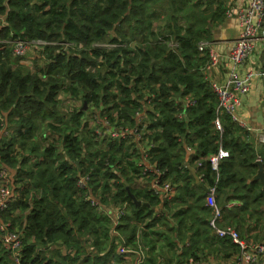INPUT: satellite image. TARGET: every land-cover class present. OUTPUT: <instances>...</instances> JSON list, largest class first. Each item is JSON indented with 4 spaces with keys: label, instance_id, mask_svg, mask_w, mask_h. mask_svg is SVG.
I'll return each instance as SVG.
<instances>
[{
    "label": "trees",
    "instance_id": "trees-1",
    "mask_svg": "<svg viewBox=\"0 0 264 264\" xmlns=\"http://www.w3.org/2000/svg\"><path fill=\"white\" fill-rule=\"evenodd\" d=\"M232 1L0 0L1 39L57 43L39 52L48 63L32 73L22 64L12 67L11 45L0 47V130L9 125L10 132L8 139H0V163L13 171L10 176L15 193L0 220L10 223L8 231L22 236L20 264H75L77 260L80 264H105L108 259L121 260L114 253L113 242L99 255L104 251L100 238L106 239L109 229L105 216L84 200V192L76 186L78 177L85 173L92 177L88 189L101 205L129 206V213L121 219L128 221L127 225L117 226L128 241L145 221V227L163 222L167 241L168 232L174 235L171 222L176 215L194 228L199 225L198 215L209 216L199 185L215 183L207 157L219 148L229 154L218 165L216 201L237 200L239 217L232 212L230 220L241 238L247 241L248 231H253V242L264 240L263 224L247 231L244 228L248 219L264 220V190L258 181H250L257 168L254 161L259 159L264 167V144L255 147L253 136L224 114L220 116L221 131L215 129L217 99L203 81L201 67L206 56L197 50L200 41L213 42ZM165 5L166 10L157 9ZM95 42L117 46L93 49ZM172 42L178 43L176 49L170 46ZM63 43L75 46L64 49ZM113 86L119 90L117 100ZM143 90L155 93L149 111V138L157 142V148L150 160L163 170L166 179L179 183L177 196L170 201L160 202L144 184H135L138 167L129 145L111 142L106 150H100L86 134L87 124L81 129L80 121L90 103L128 122L140 106ZM180 91L195 99L182 120L176 117L181 111L176 97ZM68 96L79 97L81 104L66 113L63 101ZM84 102L87 107L83 111ZM185 147L194 151L188 157ZM198 162L201 167H196ZM191 170L202 175L203 183H195ZM125 182L141 201L140 206L133 205ZM157 207L159 212L155 213ZM130 220L133 225L128 227ZM198 232L207 230L199 228ZM196 234L195 240H189L192 244L203 239L204 244L208 241L213 247L238 254L237 246L228 239ZM81 238L91 243L98 255L81 259L85 246ZM53 245L76 251L71 257H58L55 252L57 260L52 261L45 252ZM10 253L0 241V264L7 263Z\"/></svg>",
    "mask_w": 264,
    "mask_h": 264
},
{
    "label": "built area",
    "instance_id": "built-area-1",
    "mask_svg": "<svg viewBox=\"0 0 264 264\" xmlns=\"http://www.w3.org/2000/svg\"><path fill=\"white\" fill-rule=\"evenodd\" d=\"M225 18H234L238 27L235 39L226 53H220L213 46L212 42L209 41H200L197 44L198 52L206 56V61L201 67L203 81L209 86L217 99L218 116L214 120V127L217 131H221L220 116L223 114L245 129L244 124L239 120L238 108L242 104V97L249 92L252 80L255 77L261 78L264 76V65L256 72H241L239 70V67L246 62L257 48L258 43L264 46V0H244L243 4L235 10L231 7L227 8ZM55 44L57 43L41 39L24 40L16 38L11 41L0 38V47L11 45V55L16 59L27 57L29 51H31L30 54H33L37 58L39 57L38 51L42 52L45 47ZM62 45L65 47L64 49L68 46H75L67 43H63ZM116 46L115 44L95 42L91 45V48L110 49ZM122 46H125L124 43ZM170 46L176 49L178 43L172 42ZM222 60L226 61L229 68L223 80H216L213 78V75L218 72L222 65ZM157 87L158 85H155V89ZM112 91L116 95L115 100H117L119 90L116 86H113ZM131 96L133 97V94ZM176 97L181 107V111L177 113L176 117L184 119L185 111L195 105V99L190 93H183L182 91ZM154 98V92L143 90V99L138 100L140 106L136 108L133 115L127 120L128 122H126L125 117H120L115 113L108 115L103 112L101 107L96 109L94 104L90 103L80 123L81 129L87 124L86 134L88 132L90 140L100 150H106L108 144L111 142L129 145L131 148V158L135 160L138 167L136 174L138 180H135L144 184L152 196L163 202L170 201L173 198L174 184L176 182L166 179L163 176V170L155 161L150 160L151 152L157 148V142L149 138V134L151 133L149 126L152 123L149 111ZM6 134L8 135V132ZM258 142L264 143V134H261ZM185 152L186 157H188L194 151L191 147H185ZM228 154V151L219 148L216 153L210 154L207 157L211 170L215 172V183L219 177L218 165L221 160L228 157ZM196 167H201V162H198ZM114 172L117 173L116 168ZM197 178L199 183H203L201 174L197 175ZM91 179L92 177L85 173L81 174L76 181L77 188L84 192V200L109 217L115 225L118 224L120 219L127 214V204L122 203L114 209L109 207L107 209L106 206L101 205L100 199L88 189ZM10 183L9 169L0 163V214L7 209L8 203L15 199V193ZM215 183L210 187L205 186L206 192L204 195V207L209 211L207 225L210 233L217 238L228 239L236 245L240 258L245 261L244 264H264V240L249 243L241 238L234 226L220 225L223 219V211L216 201ZM231 206L232 204H228V207ZM155 211V213H158L159 207ZM9 226V222L0 220V241L3 247L11 252L8 255L11 262L20 264L19 249L22 247V236L15 230L14 232L8 231L7 228ZM54 246L58 245L50 246L48 249ZM118 252L124 254L126 253V249L121 248ZM186 264H194V261L190 259Z\"/></svg>",
    "mask_w": 264,
    "mask_h": 264
},
{
    "label": "crops",
    "instance_id": "crops-1",
    "mask_svg": "<svg viewBox=\"0 0 264 264\" xmlns=\"http://www.w3.org/2000/svg\"><path fill=\"white\" fill-rule=\"evenodd\" d=\"M244 0H234L232 2V9L235 10L240 5H242ZM237 22L234 18L225 19L224 23L220 25L213 36V46L220 52L226 53L228 49L231 47L233 40L237 34ZM264 43V42H263ZM264 46L260 43L257 44V48L253 51V53L249 56L246 62L239 67L241 72L244 71H258L261 69V66L264 65V57L263 50ZM12 67H16L11 64ZM19 65V63H18ZM23 66H25L23 64ZM229 65L226 64L225 60H222V65L219 68L218 72L213 75V78L216 80H223L226 72L228 71ZM259 77H255L252 81L253 84ZM261 80L262 88L259 89L257 85L249 92L242 97V104L238 108V117L239 120L244 124L245 129L249 130L248 132L253 136L255 141V147L259 145H263L264 143H259L258 139L261 134H264V76L259 78ZM9 125L7 126V128ZM4 126L0 130V139L7 135L6 132L9 133V130ZM9 172L13 173V171L9 168ZM136 185H140L138 181L135 180ZM13 189V185L11 186ZM179 183L174 184V192L173 198L177 196ZM205 193V192H204ZM13 201V200H11ZM10 201V202H11ZM228 204H232L231 207H228ZM223 211V219L220 222L221 226L228 225L231 223L233 226L234 223L230 220V214L234 212L239 217L238 208L240 207L237 200L232 199L229 202L218 203ZM114 209L117 205L110 203L106 205L108 209ZM128 210L129 206L127 205ZM235 209V210H234ZM127 210V212H128ZM207 210V209H206ZM208 211V210H207ZM209 213V211H208ZM175 214H178L175 211ZM205 214V213H202ZM207 214V213H206ZM102 216H105L101 213ZM198 215V214H197ZM201 215V214H200ZM200 215L198 217L200 218ZM154 217V216H153ZM208 217V214H207ZM108 224V229L110 230L109 236L100 241L104 242L103 249L99 255H103L108 249L109 243L113 242L115 244L114 253L119 255L120 261L115 260H107L105 264H186L190 259L194 261V264H244L245 261L240 258V254L238 252L237 255L231 253L230 250L222 249L219 247H213L212 244L209 245L208 241L204 244L203 239H198L196 244H192L189 240L194 239V235L198 232L199 228L201 230L206 229L207 233L210 237H214L209 230L207 225V220L202 221L200 218L199 225L192 226V223L187 219H181L179 215H176L172 220V228L174 230V235L171 232H168V241L164 238V234L166 233L167 227L164 226L163 222H157L152 226L145 227L147 222L145 221L143 225L137 226L136 232L134 233V239L128 241L127 238L119 229H117L118 224H114L113 221L105 216ZM246 218V217H245ZM122 219V218H121ZM120 219V220H121ZM152 219V218H151ZM206 224H203L205 223ZM260 225V221L257 222L253 219H248L244 222V228L247 231L249 228ZM189 228V233L185 234V229ZM193 228V229H192ZM192 229V230H191ZM101 230H104L101 228ZM191 230V231H190ZM178 233L185 235L181 238H178ZM207 233L198 232L196 235L200 237H205ZM253 231H248L249 237L247 241L249 243H253ZM175 236V237H174ZM260 236H257V238ZM264 239V233H263ZM82 243H85L84 253H81V259L86 255H89V258L92 259L94 255H98L96 249L93 248L91 243H86L84 238H81ZM182 241V242H181ZM170 244V246H169ZM121 248L126 249V253L120 254ZM191 251L189 252V250ZM49 252L45 253L49 259L53 261V259L57 260V256L60 257L66 255L68 252L74 254L75 248H66L63 246H54L48 249ZM58 252L59 255L54 256L53 253ZM194 254V257L191 256ZM11 261V259H9ZM80 264V263H79Z\"/></svg>",
    "mask_w": 264,
    "mask_h": 264
},
{
    "label": "rangeland",
    "instance_id": "rangeland-1",
    "mask_svg": "<svg viewBox=\"0 0 264 264\" xmlns=\"http://www.w3.org/2000/svg\"><path fill=\"white\" fill-rule=\"evenodd\" d=\"M159 11H163V10H166L167 9V7H166V5L165 6H163V7H158L157 8ZM124 45H126L125 43H124ZM136 46H135V44H133V47L132 48H135ZM40 51H38V55H39V57H37V58H35V56L33 55V54H30L31 53V51H29L28 52V54H27V57H25V58H23V59H16V58H12L11 57V62H12V64L15 66L16 64L18 65V63L19 64H24L25 66H23V67H25L28 71H29V73H32V72H35L36 70H38V69H41V68H43L48 62L46 61V59L43 57V55H40V53H39ZM262 82H261V80L258 78L256 81H255V83H254V85H252L251 86V90L257 85V87L259 88V89H261L262 88V84H261ZM252 84H253V81H252ZM76 99V100H75ZM80 100H79V97H76V98H74V97H67L64 101H63V107H64V109H65V111H66V113H69L70 111H73V110H76V109H78V107L80 106ZM187 111V110H186ZM186 111H185V113H186ZM180 120H182V119H180ZM49 133V132H48ZM9 134H10V132H9ZM8 136L9 135H7V136H3V139H5V138H7L8 139ZM12 151H13V153L15 154L16 153V150H15V146H13L12 147V149H11ZM34 169H37V166H35V168ZM10 180H11V176H10ZM139 183H141V182H139ZM11 184V186H12V182L10 183ZM142 184V183H141ZM132 185H134V183L132 184ZM14 201V200H13ZM127 210H128V208H127ZM127 213H129V210H128V212ZM200 218L202 219V221H205V220H207V214L205 213V214H201L200 215ZM127 222L128 221H126V220H120L119 221V226L120 225H122V226H124V225H127ZM129 224V226L128 227H131V225H133V221H131L130 220V222L128 223ZM260 224H263V226H264V220H262V221H260ZM136 229H137V227H136ZM135 229V230H136ZM110 233V230L108 231V234ZM109 236V235H108ZM182 242V241H181ZM85 247V246H84ZM47 252H49L48 250L45 252V253H47ZM73 254H71L70 252H68L66 255H64V256H62V257H71ZM80 263V261H76L75 262V264H79ZM6 264H14V263H12L9 259H8V261H7V263Z\"/></svg>",
    "mask_w": 264,
    "mask_h": 264
},
{
    "label": "water",
    "instance_id": "water-1",
    "mask_svg": "<svg viewBox=\"0 0 264 264\" xmlns=\"http://www.w3.org/2000/svg\"><path fill=\"white\" fill-rule=\"evenodd\" d=\"M86 107H87V105L84 102L83 106L81 107V110L84 111L86 109ZM251 143L253 145H255L254 139H251ZM257 156H258V153H257ZM253 164L257 168H256V171H255V174L251 177L250 181H252V182L253 181H258L260 183L262 189L264 190V167H263V164H262V162L259 159L255 160ZM190 172H191L192 177L195 180V183H199L197 175L195 174V171L191 170ZM124 184H125V189L127 190L128 196H129L130 200L132 201L133 205L134 206H140L141 205V201L137 200L135 198V196L129 191L128 184L126 182ZM199 186L204 190V192H206L205 186H203L201 184Z\"/></svg>",
    "mask_w": 264,
    "mask_h": 264
}]
</instances>
